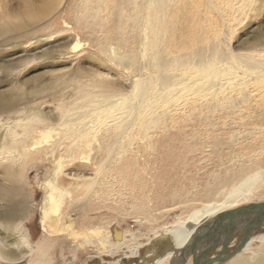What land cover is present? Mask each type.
<instances>
[{"label":"rangeland","instance_id":"rangeland-1","mask_svg":"<svg viewBox=\"0 0 264 264\" xmlns=\"http://www.w3.org/2000/svg\"><path fill=\"white\" fill-rule=\"evenodd\" d=\"M51 1L0 0V133L17 130L18 169L0 165V214L25 217L0 223L23 220L54 264H144L147 245L123 256L264 170V0ZM231 72L246 79L221 88ZM181 77L191 88L177 101L151 99ZM45 221L76 236L48 234ZM252 251L264 243L215 264Z\"/></svg>","mask_w":264,"mask_h":264},{"label":"bare ground","instance_id":"bare-ground-1","mask_svg":"<svg viewBox=\"0 0 264 264\" xmlns=\"http://www.w3.org/2000/svg\"><path fill=\"white\" fill-rule=\"evenodd\" d=\"M55 1L56 0H52L48 4V6L51 7L52 9H55V5L58 2V1H56V2ZM5 4L6 3H4V5ZM7 6H5V11H7L6 14L8 15L10 13V7L8 8ZM1 7L4 8L3 5ZM143 23H145V22H143ZM147 23H149V21ZM150 25H152V24H150ZM18 28H19V26H18ZM18 28H16V29H18ZM1 34H2V32H0V35ZM63 55H65V57L68 56L67 54H63ZM207 71H209V70H207ZM216 71H217V69L212 70V73H214ZM232 72L229 74L230 77H227V79L223 78L226 83L225 82H222V83L219 82V86L221 88L223 86H225L226 84L228 85V83H231V85H232L233 82L236 80L237 76H238L237 78L240 81H241V79L245 78L244 77L245 74H243L244 75V76H242L243 78L240 79L239 75L241 73L238 75H235L237 73L234 74ZM245 73H247V72H245ZM151 75H152V73L150 74V76ZM221 75H223V74L221 73ZM189 76H190V74H189ZM152 77H153V75H152ZM189 79L190 78L188 77L187 80L190 81ZM184 80L185 79L183 77H181L178 80V82H176V80H175L174 86H176V87H173V83L171 81L166 82L163 85L164 90L161 91L160 94H157L156 96H154V95L157 93V91L155 89L157 87H155V88L153 87L154 89L151 90L152 91L151 96L154 98H151V99L155 100V103H156L158 101V100H156V98H160L162 100V103H161L162 107L167 106L168 105L167 103L169 101H175V98L177 97L178 93H180L182 91H189V88H191L190 84H189L190 87L187 86V84H186L187 80H185V81ZM236 82L238 83V81H236ZM244 82H243V84H244ZM133 83L139 84V82H135V81H133ZM143 84L144 83H141V85H143ZM153 86H156V84ZM238 86L240 87L241 85L239 84ZM149 87H151V86H149ZM141 88L139 90L140 92L137 93V96L139 95V100H141V102L143 104L145 98L147 97V96H145V93H150V90H144L143 89L144 85L142 88L143 90ZM151 89H152V87H151ZM176 89H178V90L175 91ZM224 90H227V89H224ZM149 98H150V96H149ZM149 98H147L146 101H148ZM177 99L178 98H176V101H177ZM157 104H159V103H157ZM130 108H132V106ZM136 108H139V107H136ZM115 110H117V109H111L110 112H113ZM110 112H108V113H110ZM116 119H119V118L116 117L114 119L112 118L111 120L105 119L104 122H109V121L112 122V121H115ZM121 120H123V119L121 118ZM15 123L18 125L20 123V121H16ZM102 123L103 122H101V124ZM16 131L17 130H15V132H14V130L12 129V126L10 127L8 124L5 128V131L0 133V165H2L3 170L5 172L9 173V176L11 174H14V172H16V173L18 172L17 168H15V169L12 168V163H11L12 160L8 158L9 153H11V151L9 149L10 145L13 141H15V138L12 139L11 137H14V134H16ZM235 183L236 182H234L233 186H231L229 189L228 188L225 189V191H223V193L221 195L217 196L216 198H214L210 202L205 203V204H203L197 208H194L190 213L186 214V216H182V217L180 216V218H178L176 221H174L170 225H166L165 227H162L163 229L161 230V232L155 233L153 238L161 235V238L159 240L160 241L159 242V249L160 250L165 249V250L163 253H162V251L159 252V254H157V252L149 251L148 252L149 257L144 259L145 262L142 260L143 263L144 264H171L172 260L177 259L179 257V255L184 250L192 247L193 244L196 243V241L199 239V236H200L199 234H203L205 232V227L208 226L207 221L209 219L215 217L217 214H219L221 212H224V211H227L230 209H234L238 206H242V205L248 204L250 202H263L264 201V170L263 169L256 168V170L254 172H252L251 174L242 175L239 182H237L236 184ZM51 190H53V188ZM47 196H50V195L48 194ZM253 214L254 213H251V214L247 215V217H244L241 220L240 227H239V234H241V231L243 232V229H245V226L248 223V221H251L254 218ZM15 216L19 217V219L20 218L24 219L25 218L24 217V211L19 212L18 209H13L12 211H9L7 213L5 212L3 214H0V219H5V220L12 219L13 220V218H15ZM21 222L23 223V220L18 221V222H14V223H12V222L0 223L1 229H3V231L6 233V235L8 233L9 236L13 235V238H15L14 241H11L10 238L8 239L5 237V234H4V237H0V260L6 259V261L8 260L9 262H15V263H17V262L22 263L23 262V264H54V262H53L54 257L49 252V247H48L49 242H47L43 239H40V241L37 240L38 242L33 244L31 242L30 231H28L27 228L22 226ZM42 229L46 232L50 229V232L48 231L50 234H51V231H53L54 234L59 233V235H61L62 233H65L67 231L70 235L76 236V231H74V229H72L71 223H68L67 225L65 223L63 226L61 224H58L55 227L54 225H52V223L45 221L42 224ZM112 231L114 232V238L116 240L122 241V239H123L122 234L124 232L122 233V231L117 226H114V230H112ZM99 232H102V230H99ZM102 239H103V241H100V245L102 247L106 248L105 244H106L108 239H106V238H102ZM236 242H237L236 239H234V241L228 245L227 250L230 248H233V246H235ZM252 242H256L259 245L263 244L264 243V230L253 235L249 239V241L246 243L245 247L239 253L246 251ZM149 243H150V241L136 245V247H134V248L131 246L130 247L131 249L128 250L127 254L125 253L126 255H124L123 258L126 260L129 258L133 259L135 257H138L140 255V253L142 252L141 249L144 246L148 245ZM113 246H117V245H113ZM121 246H122V244H121ZM220 249H221V247H219L217 250H215L214 253L216 254ZM112 253H113V251H112ZM208 258L209 257L207 256V257L203 258L202 260H205ZM123 262H124V264L126 263L125 261H123ZM113 263L114 264H121L120 259L113 262ZM188 264H192V257L189 258ZM235 264H264V253L257 254V253L252 251L248 255H241V257L236 260Z\"/></svg>","mask_w":264,"mask_h":264},{"label":"water","instance_id":"water-1","mask_svg":"<svg viewBox=\"0 0 264 264\" xmlns=\"http://www.w3.org/2000/svg\"><path fill=\"white\" fill-rule=\"evenodd\" d=\"M251 213H254V218L248 221L243 232L239 234L241 220ZM207 223L205 232L199 234L196 243L184 250L177 259L173 258L171 264H188L191 257L192 264H215L239 253L253 235L264 230V201L250 202L221 212L209 219ZM154 239L144 248V254L145 252L148 254L149 251L157 252V254L164 252L165 249H159V238ZM234 239L237 241L235 246L227 250ZM219 247L221 249L215 254V250ZM207 256L208 259L202 260Z\"/></svg>","mask_w":264,"mask_h":264}]
</instances>
